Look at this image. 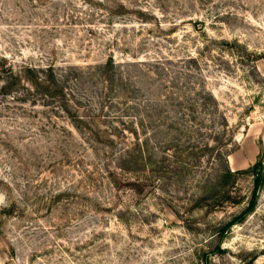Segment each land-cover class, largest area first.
I'll use <instances>...</instances> for the list:
<instances>
[{
  "label": "rangeland",
  "instance_id": "rangeland-1",
  "mask_svg": "<svg viewBox=\"0 0 264 264\" xmlns=\"http://www.w3.org/2000/svg\"><path fill=\"white\" fill-rule=\"evenodd\" d=\"M0 264H264V0H0Z\"/></svg>",
  "mask_w": 264,
  "mask_h": 264
},
{
  "label": "trees",
  "instance_id": "trees-1",
  "mask_svg": "<svg viewBox=\"0 0 264 264\" xmlns=\"http://www.w3.org/2000/svg\"><path fill=\"white\" fill-rule=\"evenodd\" d=\"M258 165V164H257ZM256 167V166H255ZM254 167V168H255ZM256 179H255V184L256 185H258V182H257V176L255 177ZM253 207V202H251L250 204H249V206L247 207V209L245 210V212H247V211H249L251 208Z\"/></svg>",
  "mask_w": 264,
  "mask_h": 264
}]
</instances>
